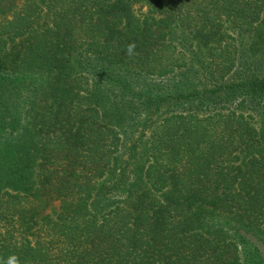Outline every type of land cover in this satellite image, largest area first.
<instances>
[{"label": "trees", "instance_id": "16d2710c", "mask_svg": "<svg viewBox=\"0 0 264 264\" xmlns=\"http://www.w3.org/2000/svg\"><path fill=\"white\" fill-rule=\"evenodd\" d=\"M136 6L146 9L138 18ZM44 17L51 23L42 65L48 82L29 93L21 131L4 119L10 99L0 100V264H264L244 239L264 245V127H253L251 115H200L190 107L168 114L144 126L148 160L131 169L137 144L124 152L116 132L97 124L100 108L73 101L81 91L94 98L99 83L117 77L122 100L139 77L182 80L190 54L215 89L203 64L230 70L239 46L264 26V0H0V72L21 75L9 69ZM174 27L186 46L170 39ZM177 55L186 70L176 68ZM71 56L79 74L66 80ZM251 77L237 92L264 99V79ZM208 87L183 98L202 100L214 93ZM108 88L116 112L131 104ZM140 101L156 111L162 99Z\"/></svg>", "mask_w": 264, "mask_h": 264}, {"label": "rangeland", "instance_id": "374dc122", "mask_svg": "<svg viewBox=\"0 0 264 264\" xmlns=\"http://www.w3.org/2000/svg\"><path fill=\"white\" fill-rule=\"evenodd\" d=\"M19 5L22 4L19 3L18 7ZM138 8L139 6L135 7L136 18H138L141 12H145L146 10L143 8L142 11L139 12L137 11ZM11 18L10 16V19ZM136 25V22L131 23L130 29L135 30ZM49 30H51L50 18L44 17L37 22L26 37L22 39L23 43L20 47V50H22L21 58L17 61L16 66L9 69L11 74L15 72L21 75H9L5 73V71L0 72V78L3 80V84L0 83V100L5 98L10 99L8 110L4 113V119L8 121L14 119L18 131H21L27 123V119H25L27 112L26 99L29 93H33L31 91L36 87L39 88L41 84L46 86L48 82L42 65H45L44 52L48 48V43L50 41L51 33ZM75 30L74 36L82 29L81 27H77ZM170 34V39L173 38L176 43L181 40L183 46L187 45L180 28L174 27ZM176 51H179V49ZM168 54L172 55L173 60L175 59V51L170 50ZM192 56L194 55L190 54L187 57L191 65V72L183 76L182 80L181 76L174 74L164 77L155 75L139 77L137 81H133L135 87L131 86L127 88L128 92H124L122 97L125 99L122 100L121 92L125 89L121 78L117 77L111 81L109 84L110 86L106 83H99L100 86L98 90L93 94L95 95L94 98L86 95L85 91L79 92V95L74 98V103L82 109L93 106L98 109L100 108L99 110L102 114L101 117L97 119L99 120L97 124L100 126L105 125L116 132L118 136L117 144L120 148L124 149V152L132 145L137 144L138 153L135 154L132 160L131 169L133 166L138 168L144 167V164H146L148 160L146 154L142 153V147L145 144L147 134L145 133V135L142 136L144 126L146 124H148V126L149 124L155 125L166 115L185 112L189 107L196 110L200 115H207L215 111L225 112L237 109V111L243 112L246 118L250 115L252 116L251 125L253 127H264V99L257 96L251 100L245 91L239 90L237 92L236 89L239 85L240 89H242L241 87L247 84L248 80L252 78L251 76L256 78L257 81L264 79V26L257 28L255 33H252V35H250L248 39H245L244 43L239 46V54L235 55V57H231L234 65L231 66L229 71H222L221 62L212 65L203 64L207 72L213 73L212 76L216 82L215 89L213 88L214 85H211L204 78L202 79L200 77L201 71L197 65V60L195 57L192 58ZM71 57L68 61V68L64 72V76L67 77L66 80L78 76L79 74L78 66H76L73 57ZM176 58L177 62L175 64H180V67L176 68L179 70H186L181 63V56L177 55ZM94 63L96 64L97 62ZM88 69L90 70L86 73L85 77L93 80L96 77V73L92 67H88ZM77 79L82 81L80 77H77ZM100 79V81H102L103 76H100ZM205 84L209 85L208 89H212L214 93H207L202 100L196 96L188 100L183 98L187 93L193 92L197 87L199 88V85L201 87V85ZM223 84L229 87L226 93L222 91ZM108 87L116 92H114V96L118 98L117 100H122L124 102L132 100L130 102L132 105L121 107V111L119 113L116 112L110 100V98L115 99V97L109 94L110 97L108 98L107 96L105 98V93L109 89ZM10 93L11 95L8 96ZM178 93H181V98H177ZM144 96L151 97L152 102L161 98V102L157 101L159 110L154 111L153 108L156 107V105H152V103L147 106L143 105L140 99L143 100ZM199 102L201 104H199ZM101 108L105 110L103 111ZM46 111H48V109L43 108L41 110L42 115ZM248 120L250 121V119ZM5 124L7 129L9 125H13V123L7 124V121ZM124 131H127L126 137L125 134H123ZM28 136L27 134L22 137V141H26ZM139 137H141V139L138 141ZM126 153H128V151ZM213 223L220 225V220H213ZM229 233L231 235L233 234L231 230ZM234 239L239 240V236L235 234ZM244 239L245 242H247L248 248L252 250H250L251 254L255 255L254 250L258 251L261 259L264 260V245L249 234L244 235ZM253 264H256V261L253 262Z\"/></svg>", "mask_w": 264, "mask_h": 264}]
</instances>
